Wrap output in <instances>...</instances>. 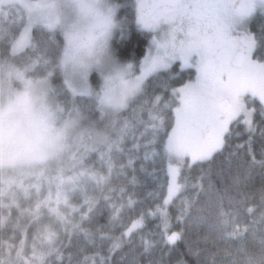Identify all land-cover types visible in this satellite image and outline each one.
<instances>
[{
	"label": "trees",
	"instance_id": "1",
	"mask_svg": "<svg viewBox=\"0 0 264 264\" xmlns=\"http://www.w3.org/2000/svg\"><path fill=\"white\" fill-rule=\"evenodd\" d=\"M14 13V6L0 10V67L26 68L31 76L49 75L58 99L68 102L70 91L59 62L61 32L35 26L31 44L14 52L12 42L23 23L16 22ZM91 81L101 88L98 72L91 74ZM72 97L73 104L91 116L100 113L95 96ZM133 103L131 97L111 125L110 149L98 145L67 171L74 176L81 170L86 173L73 182L77 189L69 198L82 206L65 215L54 250L36 247L48 258L43 264H264V157L256 153L255 159L247 154L214 159L203 175L199 170L207 165L182 170L183 190L169 192L162 172L157 180L145 182L139 167L128 163V145L138 130L130 119ZM3 200L0 197V245L24 241L30 254L43 221L34 216L45 213L47 206H37L34 196L30 205L6 206ZM161 208L167 210V230ZM173 231L179 233L177 242L165 246L164 235Z\"/></svg>",
	"mask_w": 264,
	"mask_h": 264
},
{
	"label": "snow or ice",
	"instance_id": "2",
	"mask_svg": "<svg viewBox=\"0 0 264 264\" xmlns=\"http://www.w3.org/2000/svg\"><path fill=\"white\" fill-rule=\"evenodd\" d=\"M115 10L105 39L134 100L128 163L145 182L162 172L172 192L182 170L264 157V0H116ZM178 238L166 233L165 246Z\"/></svg>",
	"mask_w": 264,
	"mask_h": 264
},
{
	"label": "rangeland",
	"instance_id": "3",
	"mask_svg": "<svg viewBox=\"0 0 264 264\" xmlns=\"http://www.w3.org/2000/svg\"><path fill=\"white\" fill-rule=\"evenodd\" d=\"M115 4L116 0H0V10L14 6L16 22L23 21L12 42L14 52L31 44L35 26L61 32L64 45L59 62L70 91L69 101L62 102L49 75L31 76L26 68L0 67V197L6 206L30 205L32 196L37 206H47L45 213L34 216L43 221L31 243L33 252L26 253L24 241L0 245V264H43L48 259L36 247L54 250L65 215L82 206L70 199L77 189L73 182L86 173L81 170L74 176L67 171L98 145L110 149L111 125L132 97L125 92L123 67L105 39L115 21ZM94 71L101 78L100 89L91 81ZM75 94L96 97L97 118L73 104ZM181 175L175 193L183 190ZM160 214L167 230V210L161 208Z\"/></svg>",
	"mask_w": 264,
	"mask_h": 264
}]
</instances>
